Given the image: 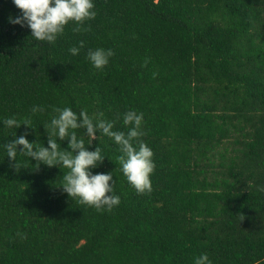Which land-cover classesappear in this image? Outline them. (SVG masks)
<instances>
[{
    "label": "trees",
    "instance_id": "trees-1",
    "mask_svg": "<svg viewBox=\"0 0 264 264\" xmlns=\"http://www.w3.org/2000/svg\"><path fill=\"white\" fill-rule=\"evenodd\" d=\"M92 2L90 30L70 22L49 44L11 24L21 13L0 0V264H194L204 253L264 264V0ZM98 48L114 52L101 70L87 59ZM64 107L125 133L123 115L143 113L152 191L137 194L99 132L88 146L77 135L102 150L91 171L112 173L111 211L70 199L65 169L36 168L19 147L9 160L14 134L47 147L45 125ZM12 117L31 128L6 127Z\"/></svg>",
    "mask_w": 264,
    "mask_h": 264
},
{
    "label": "clouds",
    "instance_id": "clouds-1",
    "mask_svg": "<svg viewBox=\"0 0 264 264\" xmlns=\"http://www.w3.org/2000/svg\"><path fill=\"white\" fill-rule=\"evenodd\" d=\"M12 3L21 15L15 19L10 16L9 22L21 27L27 26L35 40L46 41L49 44L54 43L57 37L63 34L65 26L70 22L77 25L73 29L75 32L90 30L82 29L81 26L85 21L92 20L96 16L92 0H12ZM83 47L84 42L80 41L79 46L69 48V52L76 56ZM113 55L111 49L98 48L89 50L87 59L95 69L101 70ZM146 64L147 61L145 66ZM43 110L42 107H33L32 113ZM53 111L55 115L50 123L45 125L47 147L30 143L26 139L27 132L18 138H15L14 134V139L4 145L9 160L16 162L19 147L21 155L36 161V168L40 164L49 168L58 166L63 168L66 172L62 176L60 188L70 199L76 200L81 205L94 207L97 211L104 209L111 211L120 202L119 196L112 194L113 175L92 173L91 170L98 167L105 157L100 147H96L94 151H89L87 147L91 141L97 139L95 133L99 132L111 138L119 146L121 155L117 160L121 166L120 170L137 194L143 195L152 191L150 177L155 164L152 150L140 140L144 135L141 131L143 113L137 114L130 110L123 115V124L130 126L125 133L113 131L115 122L94 119L86 110H81L78 115L69 107L54 108ZM99 115L102 117V114ZM30 124V118H25L23 124L15 117L4 120V125L8 128L17 129L21 125L31 128ZM78 129L85 130V135L88 137L87 146L84 138L78 137ZM58 140L67 141V149H62ZM194 264H211V261L204 253L195 259Z\"/></svg>",
    "mask_w": 264,
    "mask_h": 264
}]
</instances>
